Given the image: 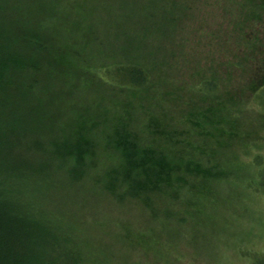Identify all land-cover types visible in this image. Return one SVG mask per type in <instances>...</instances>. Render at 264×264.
<instances>
[{
	"label": "trees",
	"instance_id": "trees-1",
	"mask_svg": "<svg viewBox=\"0 0 264 264\" xmlns=\"http://www.w3.org/2000/svg\"><path fill=\"white\" fill-rule=\"evenodd\" d=\"M110 3L0 0V264H104L82 230L104 202L155 223L123 239L166 250L158 233L207 217L215 188L237 177L238 150L264 146V126L246 119L264 123V0H250L259 25L246 43L206 50L175 45L173 32L151 47L170 25L166 0ZM60 119L69 134L56 133ZM261 152L249 184L264 194Z\"/></svg>",
	"mask_w": 264,
	"mask_h": 264
},
{
	"label": "rangeland",
	"instance_id": "rangeland-1",
	"mask_svg": "<svg viewBox=\"0 0 264 264\" xmlns=\"http://www.w3.org/2000/svg\"><path fill=\"white\" fill-rule=\"evenodd\" d=\"M95 1L101 5L106 3L107 7L105 9L110 12H114L119 8L118 5H112L110 0ZM143 1L146 4L150 0ZM166 1L169 3V5L166 3L167 6L171 8V10H167L166 15L173 17L174 22L167 17L170 25L162 28L165 36L157 35L151 47L157 45L167 46L166 40L172 44L169 39V34L172 32L175 36L173 43L175 45H179L180 42L183 43L186 50L191 47L205 49L210 44L211 46L214 45L213 48L218 45L224 47L242 46L246 43L244 40L245 32H250L251 29L255 31L254 25H259V22L254 24V19L250 18L253 15L256 18L255 11L251 9L250 0ZM101 8L100 11H103V13L107 11L103 7ZM210 13L212 15H209ZM244 15L247 17L246 19ZM56 21L59 25L58 20ZM218 23L223 24L221 28L223 33L225 31L229 32L226 33L228 36L222 33L214 39L216 36L214 33H219ZM64 25L65 23H62V26ZM240 25L243 28L239 29ZM229 26H231V29ZM152 28L155 30L154 27ZM232 31L233 33H231ZM68 35L70 37V34ZM61 38L65 37L61 35ZM92 45L95 46L94 41ZM229 57L228 54H218L217 52L218 60ZM197 59L204 61L199 56ZM239 75H244V73ZM87 100L90 102L89 99ZM247 116L246 119L252 120L251 126L253 125L252 127L255 130L257 127L259 128V125L264 126V123L257 121L256 116L253 114ZM64 121V119H60V126L66 125ZM67 129V125L62 129L60 127L56 130V133L60 136L65 133L69 134ZM250 133L252 137H250V141L258 139L256 133L253 131H250ZM259 134L264 136V130L259 131ZM48 136L57 137L53 136L52 132ZM242 136H245V134H242ZM75 142L78 141L74 140L73 143L75 144ZM262 142L264 144V141ZM54 146V144L50 145L53 150L55 149ZM30 148V151L34 148V156L36 154L40 155L42 144H38L36 149L33 145ZM252 150L251 154L247 155L243 148H240L238 150L240 152L238 154L240 164L237 177L233 182L219 183L220 186L215 188V193H209L213 194L212 198L218 202L208 209L207 217L204 218L201 214L198 217L189 218L188 223L182 227L177 225L176 222L173 223L174 234L172 235L158 233L160 244H173L168 246L166 250L159 249L158 245H156V250L149 247H137L123 239L122 233L127 234L130 230L134 232L142 227L147 228L150 226L152 228V225L155 224L150 219L146 221L144 213H140L133 204L132 206L127 203L122 206H113L108 202H104L99 210L95 212L94 217L92 216L94 210L85 214L84 220L86 222H83V224L86 226L82 230L100 250V257L104 264H264V194L255 190L249 184V180L253 178V173L256 170V166L251 164V158L255 152L261 150L264 159V146L260 149L253 147ZM97 156H99V153ZM246 158L250 161L248 162ZM204 191L199 194V197L207 196L208 192ZM211 203H207V205ZM110 211H112V222H101L100 225L96 224L94 229L95 216L100 213L105 216ZM78 218H80V215H78ZM158 231L159 229H157Z\"/></svg>",
	"mask_w": 264,
	"mask_h": 264
}]
</instances>
